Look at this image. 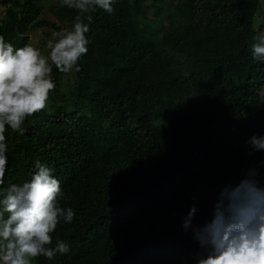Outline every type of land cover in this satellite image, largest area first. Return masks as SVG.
Masks as SVG:
<instances>
[{"label":"trees","instance_id":"trees-1","mask_svg":"<svg viewBox=\"0 0 264 264\" xmlns=\"http://www.w3.org/2000/svg\"><path fill=\"white\" fill-rule=\"evenodd\" d=\"M14 0L0 35L14 48L47 24L71 28L76 10ZM92 13L80 71L60 73L47 107L20 135L5 132L4 184H22L37 161L60 181L62 207L76 213L53 233L69 252L33 264H195L200 251L182 225L213 217L218 194L249 170L264 186V0H115ZM49 35V33H48Z\"/></svg>","mask_w":264,"mask_h":264},{"label":"clouds","instance_id":"clouds-1","mask_svg":"<svg viewBox=\"0 0 264 264\" xmlns=\"http://www.w3.org/2000/svg\"><path fill=\"white\" fill-rule=\"evenodd\" d=\"M115 0H61L62 6L77 12L71 28L52 32L47 53L31 45L14 48L0 35V186L8 166L5 132L10 128L23 135L25 120L47 107L49 94L56 87L53 67L60 73L80 71L79 59L88 52L86 33L92 13L111 14ZM251 54L264 63V33L254 37ZM248 143L264 151V135H253ZM31 179L0 188V264H33L40 256L53 260L69 252V245L53 233L63 221L76 215L62 207L60 181L53 169L37 161ZM193 205L183 222L191 229L200 251L195 264H264V186L255 170L235 186H225L218 194L213 217L202 226L192 224Z\"/></svg>","mask_w":264,"mask_h":264},{"label":"rangeland","instance_id":"rangeland-1","mask_svg":"<svg viewBox=\"0 0 264 264\" xmlns=\"http://www.w3.org/2000/svg\"><path fill=\"white\" fill-rule=\"evenodd\" d=\"M14 0H0V17L4 14L5 9L8 5L12 4ZM58 0H44L43 2V9L41 16L46 18L49 23L54 22V16L50 11L51 6L55 5ZM54 32V28L49 24L34 28L29 32L30 39L29 45L40 49L45 54L47 53L48 49L46 47L47 41L52 38L51 34ZM49 33V35H48ZM263 99H264V91L262 92Z\"/></svg>","mask_w":264,"mask_h":264}]
</instances>
